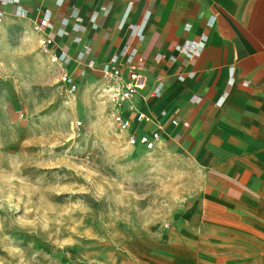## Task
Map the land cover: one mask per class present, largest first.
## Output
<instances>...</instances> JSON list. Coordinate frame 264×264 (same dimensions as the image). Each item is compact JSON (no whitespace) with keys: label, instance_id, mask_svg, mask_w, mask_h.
Here are the masks:
<instances>
[{"label":"rangeland","instance_id":"1","mask_svg":"<svg viewBox=\"0 0 264 264\" xmlns=\"http://www.w3.org/2000/svg\"><path fill=\"white\" fill-rule=\"evenodd\" d=\"M107 85L91 71L67 95L29 22L0 24V264L198 259L203 173L178 146L128 144Z\"/></svg>","mask_w":264,"mask_h":264},{"label":"crops","instance_id":"2","mask_svg":"<svg viewBox=\"0 0 264 264\" xmlns=\"http://www.w3.org/2000/svg\"><path fill=\"white\" fill-rule=\"evenodd\" d=\"M33 3L22 0L30 10ZM53 3L43 2L53 12L56 50L74 55L75 34L69 27L68 35L56 31L63 28L61 16L76 15L89 58L105 63L126 42L143 57L145 88L136 103L153 117L146 128H160L158 144L178 146L203 173L194 203L197 222L190 229L198 259L192 255L191 264H264V0H65L61 8ZM130 24L142 27L143 43L129 36ZM203 31L208 38L200 56L168 60L176 44ZM156 54L162 55L159 61ZM177 65L183 66V81L173 74ZM158 79L161 95L147 97ZM194 94L199 102L189 101Z\"/></svg>","mask_w":264,"mask_h":264},{"label":"built area","instance_id":"3","mask_svg":"<svg viewBox=\"0 0 264 264\" xmlns=\"http://www.w3.org/2000/svg\"><path fill=\"white\" fill-rule=\"evenodd\" d=\"M34 2L32 9H28L22 4V0H0V24L7 17H16L30 22L31 31L37 38L40 52L46 56L50 64L56 66L58 81L64 86L67 95L76 92L78 82L91 71H97L108 83V91L113 102V121L117 129L126 134L127 143L132 146L142 147L147 151L155 149L160 140V128L148 129L147 125L153 122L152 115L140 110L137 107L136 97L140 90L145 88V77L139 71V66L143 62V57L138 49L131 43H122L117 50L108 58L105 63H97L89 58V48L83 42V38L78 34L81 31V20L76 15L61 16L59 24L61 27L56 31V35L63 36L69 33L65 30L69 27L72 36V43L78 45L74 55L66 50H56V42L53 36V12L44 6L45 0H31ZM54 6L61 8L65 0H53ZM103 9V8H102ZM75 10V8H74ZM33 11V16L30 15ZM94 23V22H93ZM96 28V24H93ZM129 36L144 42V34L139 24L128 26ZM190 29L189 24L184 25V30ZM207 32L203 31L196 40L185 39L182 43L174 46V53L168 55V60L176 62L178 57L187 60L200 56L201 45L207 40ZM162 58L161 54L154 56L155 61ZM173 74L179 81L185 79L183 66L177 65ZM228 85L234 83V67H228ZM163 90V82L158 79L147 91L146 96L158 97ZM189 101L196 103L200 101L197 95H191ZM165 116V112H160ZM176 123L175 120H172ZM80 123L78 122L77 125Z\"/></svg>","mask_w":264,"mask_h":264},{"label":"bare ground","instance_id":"4","mask_svg":"<svg viewBox=\"0 0 264 264\" xmlns=\"http://www.w3.org/2000/svg\"><path fill=\"white\" fill-rule=\"evenodd\" d=\"M201 246V245H200ZM203 249V248H202ZM201 253V252H200ZM201 255V254H200ZM204 256V255H203Z\"/></svg>","mask_w":264,"mask_h":264}]
</instances>
